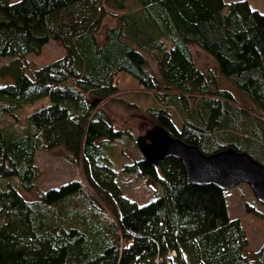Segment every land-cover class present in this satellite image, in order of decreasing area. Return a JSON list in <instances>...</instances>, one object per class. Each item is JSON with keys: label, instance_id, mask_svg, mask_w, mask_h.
Returning <instances> with one entry per match:
<instances>
[{"label": "trees", "instance_id": "1", "mask_svg": "<svg viewBox=\"0 0 264 264\" xmlns=\"http://www.w3.org/2000/svg\"><path fill=\"white\" fill-rule=\"evenodd\" d=\"M129 1L0 0V58L11 59L0 80H13L0 85V120L49 100L0 127V264H264V245L247 254V232L230 218L226 193L188 183L177 159L126 165L124 172L163 191L147 205L128 201L108 167L127 133L91 102L130 101L206 156L235 150L264 166V17L248 0H134L141 11L115 15L118 25L100 44L108 9L123 12ZM50 41L63 56L32 66L26 57ZM193 45L216 60L253 110L221 88L217 72L198 68ZM120 73L137 81L145 108L133 95L119 96ZM58 147L80 178L25 200L20 192L34 191L39 178L37 152Z\"/></svg>", "mask_w": 264, "mask_h": 264}, {"label": "rangeland", "instance_id": "2", "mask_svg": "<svg viewBox=\"0 0 264 264\" xmlns=\"http://www.w3.org/2000/svg\"><path fill=\"white\" fill-rule=\"evenodd\" d=\"M226 1L233 2L239 0ZM248 1L256 13L264 17V0ZM108 10L109 14L103 18L101 31L97 36L100 44L104 43L106 30L118 25L117 19L114 18L115 15L138 14L141 11V6L137 1L132 0L127 3L126 9L123 12L113 9ZM191 50L196 65L201 71L207 72L213 70L217 72L221 88L231 92L241 106L249 110L254 109V106L247 101L241 92L219 73L218 64L212 56L195 45L191 46ZM62 56L63 49L61 46L56 42L50 41L42 48L39 55L30 54L26 57V60L32 64V66L41 68L60 59ZM10 62L11 59L0 58V66L9 64ZM153 70H156V65L154 63ZM118 82L120 88L119 96H124L121 94L133 95V97L129 99L134 97L135 99L138 98L136 101L140 104L138 106L145 108V103L143 104L142 100L138 97L139 93L143 90L139 87L134 78L125 73H120ZM11 83H13L11 78H7L3 81L0 80V85ZM91 102H93L97 109H102L109 116L118 130L127 133L122 140L113 145L112 151L109 152L110 164L108 167L116 172V183L121 187L128 201L143 206L154 201L157 196H162V188L154 180L141 179L135 174L123 171L126 165L128 166L144 157L139 149L137 141L140 138H145L147 140L148 133L154 131L157 125L144 111L134 108L132 106L134 103L130 101H120L113 98L105 100L91 98ZM48 105L49 100L44 98L32 105L19 109L14 113V116L23 120L26 116ZM169 113L177 129L182 130L184 123L179 113L173 108L169 109ZM14 116L2 118L0 120V127L11 124L15 119ZM35 164L39 172L36 189L32 192H20L21 196L28 201L34 200L35 193L58 188L63 184L79 179L80 174H82L80 168H77L75 164L69 162V157L62 147L52 149L48 152H37ZM225 193L229 216L232 220L239 219L242 222L250 244L247 254L253 255L264 245V206L256 200L252 190L246 184H241ZM247 205L254 208V214L247 213ZM2 223L3 219L0 214V225ZM176 255L177 254L173 253L169 258H174ZM251 259H253V256H251ZM162 261L161 258L159 260L157 259V264H163ZM171 263L172 261H168V263L165 262V264ZM175 264L177 263L175 262Z\"/></svg>", "mask_w": 264, "mask_h": 264}, {"label": "water", "instance_id": "3", "mask_svg": "<svg viewBox=\"0 0 264 264\" xmlns=\"http://www.w3.org/2000/svg\"><path fill=\"white\" fill-rule=\"evenodd\" d=\"M137 143L144 158L153 165L171 158L181 161L190 184L212 185L224 192L246 184L264 206V166L247 154L227 150L206 156L158 126L148 133L147 140L140 138Z\"/></svg>", "mask_w": 264, "mask_h": 264}, {"label": "built area", "instance_id": "4", "mask_svg": "<svg viewBox=\"0 0 264 264\" xmlns=\"http://www.w3.org/2000/svg\"><path fill=\"white\" fill-rule=\"evenodd\" d=\"M173 253H171L170 255H172ZM175 254V253H174Z\"/></svg>", "mask_w": 264, "mask_h": 264}, {"label": "crops", "instance_id": "5", "mask_svg": "<svg viewBox=\"0 0 264 264\" xmlns=\"http://www.w3.org/2000/svg\"><path fill=\"white\" fill-rule=\"evenodd\" d=\"M228 211H229V209H228Z\"/></svg>", "mask_w": 264, "mask_h": 264}]
</instances>
